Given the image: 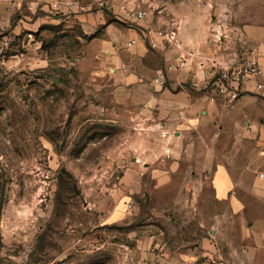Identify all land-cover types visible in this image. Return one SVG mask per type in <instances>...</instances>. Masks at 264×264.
<instances>
[{"label": "rangeland", "instance_id": "1", "mask_svg": "<svg viewBox=\"0 0 264 264\" xmlns=\"http://www.w3.org/2000/svg\"><path fill=\"white\" fill-rule=\"evenodd\" d=\"M52 1L0 0V264H264V94L172 127L116 94L142 29L123 1L184 42L237 48L242 32L264 68V0H108L107 31L77 20L97 0ZM149 51L157 95L167 60Z\"/></svg>", "mask_w": 264, "mask_h": 264}, {"label": "built area", "instance_id": "2", "mask_svg": "<svg viewBox=\"0 0 264 264\" xmlns=\"http://www.w3.org/2000/svg\"><path fill=\"white\" fill-rule=\"evenodd\" d=\"M97 12L113 13L114 5L108 0L95 1ZM53 10L61 15L75 14L84 11L74 3L62 0H53ZM117 14L132 24L142 29L138 38L127 41L126 47L131 48L138 43H143L153 51L169 50L170 60L164 67L157 70L152 84L155 88L166 87L169 73L188 71L191 88L199 93H204L210 104H231L240 100L244 95L264 94V68L261 67L254 49L247 48L244 33H240L237 48L223 47L222 41L209 47L203 41L184 42L179 38L177 29L150 30L143 26L148 14L143 8L131 6L123 1L117 6ZM120 20L119 18H117ZM121 21V20H120ZM259 178H264L260 174ZM133 203H129L127 210H131Z\"/></svg>", "mask_w": 264, "mask_h": 264}, {"label": "crops", "instance_id": "3", "mask_svg": "<svg viewBox=\"0 0 264 264\" xmlns=\"http://www.w3.org/2000/svg\"><path fill=\"white\" fill-rule=\"evenodd\" d=\"M102 13L97 12L95 16H88L87 18L80 16L77 20L79 22H96L98 27H104L105 31H107L112 26V23H110L108 15ZM250 34L252 36L255 35L254 32H250ZM138 35L139 33L135 32L133 36L131 34L130 39L138 38ZM260 45L262 49H264V40L260 41ZM155 52H160L161 55L166 57L167 61L171 58V52L169 50ZM128 53L129 54H124L120 57V61L118 60V63L121 62L120 64H122L125 71L122 73L123 75L120 74V77H122V81L126 83V85L121 84L116 88V94L121 102L129 101L134 102V104L139 103V105L145 104L146 108L156 107L158 110V116L167 118L164 125L171 127L178 119L185 117L186 112L189 110L193 111L199 106L205 105L204 107L207 108L208 112L216 110L215 107L218 104L208 103L204 93H199L191 88L190 83L188 82L190 75L186 70L180 73H169L167 81L169 87L166 84V87L160 89L157 92V95L150 93L148 86L142 81L141 76L147 72V66L150 64V59L154 54L151 53L149 48L143 43H138L131 47ZM261 63L264 65V57H261ZM130 69L134 70V73H129ZM159 69L160 68H157L153 71V77ZM118 75L119 74H117V76ZM191 99L194 101H191ZM260 126L259 131L264 132V123ZM258 128L255 131H257ZM260 182L264 184V178H260Z\"/></svg>", "mask_w": 264, "mask_h": 264}]
</instances>
